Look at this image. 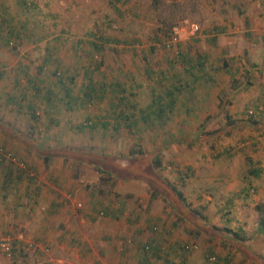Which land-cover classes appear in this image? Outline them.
Masks as SVG:
<instances>
[{
  "label": "rangeland",
  "instance_id": "obj_1",
  "mask_svg": "<svg viewBox=\"0 0 264 264\" xmlns=\"http://www.w3.org/2000/svg\"><path fill=\"white\" fill-rule=\"evenodd\" d=\"M2 15L5 29L21 32L19 38L9 37L10 33L3 36L15 40L7 46L1 41L14 60L5 68L13 72L20 65L27 67L29 75L43 70L52 75L58 65L72 76L67 85L73 97L65 95L70 107L65 109L64 100L56 95L54 108L58 109L46 105L35 109V125L28 108L0 110V121L11 123L0 127L14 128L11 133L21 139L20 151L28 153L24 159L15 154L20 161L29 166L36 159L34 149L58 154L49 156L46 164L60 160L63 177L85 189L74 200L78 209L84 203L90 210L110 205L115 211L124 209L119 214L124 216L132 205H123L120 192L113 190L117 178L142 182L146 193L151 188L154 197L149 202L140 200L133 210L139 213L136 218L142 229L161 241L160 263L210 264L206 254L213 252L230 255L237 264H264V227L259 221L264 218V0H0ZM184 20L197 23L200 31L194 36L181 32L179 41L167 49L163 44L168 33ZM101 41L100 48L94 45ZM47 52L58 54L57 58L41 63ZM201 56L203 67L197 65L199 70L194 71L199 79H192L183 59ZM87 69L88 74H83ZM206 71L212 79H206ZM86 82L96 88L90 97L83 95L79 104L76 99ZM174 87L170 116L155 124L148 119L130 122L133 115L148 111L145 106L152 101L165 104L167 92ZM120 112L130 117L124 120ZM64 117L73 122L60 124ZM131 147L149 156L157 152L161 167L152 173L147 155L125 159ZM4 162L13 171L18 168ZM224 165L235 172L229 180L236 185L229 190L235 192L232 208L224 202L228 196L219 197L224 193L220 184L203 175ZM100 166L112 171L100 173ZM27 177L8 179L0 188L1 198L7 197V191V198H12ZM165 182L180 190L184 199L175 196ZM4 208L0 206L1 215L8 214ZM97 217L101 219H90L95 225L103 217L110 220L99 211ZM114 221L126 223L124 218ZM153 224L158 226L155 232ZM233 232L244 240L238 243ZM9 233L0 235H12L16 251L12 257L0 253V264H127L123 258L129 250L145 258L152 255L134 246L133 235H125L113 242L105 239L106 244L95 242L96 249L113 243L114 254L91 253L79 255V261L71 257L55 263L49 246L40 247L24 232L21 238L16 231ZM129 239L132 242L126 245ZM21 242L24 248L19 249ZM183 242L196 243L197 248L183 250L179 246Z\"/></svg>",
  "mask_w": 264,
  "mask_h": 264
},
{
  "label": "crops",
  "instance_id": "obj_2",
  "mask_svg": "<svg viewBox=\"0 0 264 264\" xmlns=\"http://www.w3.org/2000/svg\"><path fill=\"white\" fill-rule=\"evenodd\" d=\"M2 20L3 19L1 18V21ZM2 24L3 21L0 25V48L2 47L0 51L1 54L4 53L3 55L0 54V110L18 112L16 109H19L20 111L22 108L29 109V107L31 106H33L34 109H38L39 107L44 109L43 105L48 106L50 110L58 109V106L57 108H54V105L56 104L55 99L58 98L55 97L56 95L60 96L61 100H64L66 106L64 108L68 109L70 106L66 104V97L62 96L63 91L60 92L56 90L58 82L49 73V71L45 70L47 73L44 70L43 72L41 71L42 73L40 71H36L35 73H30L29 75L26 70L27 67H20V65H18L16 67V70L14 69L13 72H10L8 68H5L7 67V64L11 65L14 60L12 61L10 53H8L7 50L3 49L5 47H3L4 45L1 41L4 40H2L1 38L4 36L3 30L7 29H5ZM56 48L57 46L55 47V49ZM50 53L51 52H47L40 58L41 63H50L54 60V58H57L58 54L54 55V53L52 52V55ZM202 61H204V59L195 58L191 60V63L192 66H197ZM223 63L227 62L225 61ZM86 72H88V70H85L83 74H86ZM37 73H39L37 75L39 76V78H37V76L35 75ZM205 77L208 76L205 75ZM129 84L131 85V83ZM36 85H39V90ZM80 89V97L76 100L77 103L82 104L85 97H88L90 88L88 83L86 82L85 86H81ZM48 96H50V101H47L46 97ZM38 97H40V99ZM70 97L73 96L70 95ZM41 98H43V100H41ZM75 98H77V96H75ZM151 104H147L145 106V109H147L148 111L139 115H133V117L131 118L132 121L130 122L133 124L137 123L139 120L148 119L151 123L152 119H161L162 117H164L163 119H165V117L170 116V109L167 108V106V109L163 113L162 117L154 116L153 112L157 111L159 108L162 109L164 106L161 103L160 105L154 104L151 108H148ZM2 115H4L3 112ZM64 119V122L60 124L64 125L66 123L70 124L71 122H73L71 118L68 119L67 117H64ZM48 120L49 122H51L53 118H49ZM8 124L11 123L5 120L0 121V125L8 126ZM31 124H36V122H33L31 120ZM0 136V144L1 142L3 144L5 143L4 146L8 150V153L17 154L23 159L25 157V154H28L24 153V151H20L17 144L21 143V139L18 138L17 134L15 136L11 133V131H4L3 129V131L0 132ZM57 138H59V136ZM33 151L31 152L34 154V157L36 153V159L32 162L27 161L31 169V174L28 175V178H25L23 179V181H21L23 184L20 188L21 190H16V192H13L14 195L12 196V198H7L9 195V191H7V197L5 198H1L0 195V206L5 207V212H8V214H0V232H2V234H10L9 232L13 231H16L18 235L23 232L26 233L28 237L34 238L36 243H38L40 247L46 248L49 246L51 254L54 255L53 257H51V260L53 262L56 261L55 263H63L65 259L70 260L72 258L79 261V255L88 256V254L91 253H97L98 256L102 254L104 255L106 253L114 254V252L110 249L114 248L113 243L111 245L107 244L106 247L104 246V248L102 247L101 249L95 248L97 246L96 243L100 242L101 244H103V242L105 243V239L113 242L116 241L119 237L125 235L127 237L133 235V238L135 239L134 246L137 245L139 246V248L145 241L148 240H150V242H154L153 251L156 247L159 248L158 243H161V241L158 240V237L155 236L154 233H150L149 231L142 229V223L137 222L136 218V216L139 217V213H137V209L133 210L134 204H137L140 200L146 202L150 201L149 199H151L154 194L151 188H148V193H146L142 187V182L136 181L132 178L128 180H126V178H117L116 182L113 185V190L116 192H120L119 195L122 199L121 203L123 205H132V209H129L130 211L127 210L124 213V216H120L119 214L124 209L115 211L114 209L110 208V205H108L107 208H110V214H107L106 216L109 217L110 220L103 217L104 221L99 220L100 222L95 225L90 221V219H101L97 217V208H91L90 210L89 206L84 203V207H80L78 209L76 208V204H74V200H77V197H82L85 189H83V187H81L80 183H78L77 181L74 182L71 178H67V176L66 178L63 177V171L65 168L61 165L60 160H58L56 164H46L47 157L58 156V154H49L47 156L46 154H42L40 149H34ZM214 157H219V155L217 154ZM4 161L5 160L0 159V188L2 187V185L7 184V182H11L13 180L11 178L12 176L7 173L9 172V169L5 167L6 164ZM218 168L219 170L207 171L206 173H204V179H208L214 182L217 181L215 183L220 184V187L221 189H223L224 193L219 197H224V195L228 196L225 197L224 202L232 208L234 204L233 196L235 195V192L232 193L229 190L232 187L236 188V185L235 183H229V180L234 176L235 172H233L230 165H224L222 167L218 166ZM17 179L18 178L15 177L13 181H17ZM20 179L22 178H19L18 181H20ZM11 185L12 184H10L9 186ZM3 194L6 195L5 193ZM91 194H94V198L97 197L93 189L91 190ZM91 207H93V204H91ZM116 218H124L126 220V223L118 221V223H115L114 219ZM21 243L22 244H19V249L24 248V246L21 247L20 245H23L25 243ZM183 244L184 242L182 243V245L179 244V246H181V248L185 250ZM136 249L138 248H135V250ZM43 253L44 252L41 251L40 254ZM133 253L131 252V250H129L126 254L127 256L123 258V260L127 262V264H135L137 262H139L140 264H174L172 262L160 263V261L157 260L158 256H160L159 253L157 255H151L150 258L147 256L146 258L145 256L142 257L141 255H139L138 251L136 252V254L135 252ZM96 263V261L95 263L93 262V264ZM47 264L54 263L49 261V263Z\"/></svg>",
  "mask_w": 264,
  "mask_h": 264
},
{
  "label": "trees",
  "instance_id": "obj_3",
  "mask_svg": "<svg viewBox=\"0 0 264 264\" xmlns=\"http://www.w3.org/2000/svg\"><path fill=\"white\" fill-rule=\"evenodd\" d=\"M1 18L3 19L2 21L3 22H6V20H5V15H2L1 17H0V21H1ZM2 21L0 22V24L2 23ZM171 25V24H170ZM3 33L5 34V33H10V35H9V37H13V38H19V37H21V32L18 30V29H13V30H10V31H8V30H3ZM2 40H4V45L5 46H7L9 43H10V41H15V40H5L3 37L1 38ZM104 42L103 41H101V45H99L97 42H94V45L96 46V47H98V48H100V46H102V45H104L103 44ZM13 48H14V45L12 46ZM183 58V57H182ZM201 59H204V61H202V62H200V64L199 65H201V67H203V64H204V62H205V58L203 57V56H201L200 57ZM191 60H193V59H191V58H188V59H183V61H185L184 63H186V66H185V68L186 69H184L185 70V72L186 73H188V74H190L191 76H192V79H199V75L198 74H195L194 73V71H198L199 70V68H198V66H192V63H191ZM225 65H227V63H224ZM88 70V69H87ZM88 74V72H86V75ZM204 74L205 75H207L208 77L206 78V79H212V77H213V75H211V74H209L207 71L206 72H204ZM52 75L54 76V78L57 80V82H58V85H57V88H56V90L57 91H63V94H62V96L63 97H65V95H66V97L67 96H70L71 94H70V90H71V88L67 85V82H68V80L69 79H71V77L72 76H68V75H65L64 74V72H61V70H60V68L57 66L56 67V70H55V72L54 73H52ZM65 76H67V78L68 79H66L65 80ZM203 78H204V76H203ZM206 79H204L203 81L205 82L206 81ZM30 82V81H29ZM89 85V88H90V93H89V95H88V97H90L91 95H92V93H91V90H94L95 88H96V86H94V85H90V84H88ZM37 86V88H38V90L40 89V87H39V85H36ZM175 89H177V87H174V90H169L168 92H167V97H168V101L164 104L163 103V108L161 109V108H159L157 111H154L153 112V115L154 116H163L162 114L165 112V110L167 109V108H169L170 110H173L174 109V101H175V95H174V93H175ZM47 98V101H50L49 100V98H50V96H48V97H46ZM152 103V104H151ZM150 104L151 105H149V107L148 108H151L154 104L156 105V104H158V105H160L161 103H160V100H159V103H158V101H156V100H154V101H152ZM166 106H167V108H166ZM18 112H19V109H16ZM167 112V111H166ZM28 113L30 114V119L33 121V122H36L37 121V113L35 112V109H34V107L33 106H31V107H29V110H28ZM172 112H170V114H171ZM119 116H120V118H122V119H124V120H126V119H128L130 116H124L123 115V117H122V114H121V112L119 113ZM158 118V117H157ZM156 120H158V119H152V124H155V122H156ZM131 123L129 122V125H130ZM32 125H35V124H32ZM155 127H158L157 125H155ZM7 128V127H6ZM0 130L1 131H3V129L0 127ZM13 131L14 130V128H7V129H4V131ZM2 149V151H6L7 153H8V150L7 149H5V146L4 145H2V147H1ZM9 154H11V153H9ZM42 154H45V153H42ZM47 156L49 155V154H46ZM128 156L125 158V159H127V160H130L129 158H136V157H140V156H145V155H147L145 152H144V150L143 149H141V148H139V147H137V148H133V147H131L129 150H128V154H127ZM11 156H14V157H16L15 156V154H11ZM147 156H149V154L147 155ZM17 158V157H16ZM149 158V160L147 161L149 164V170L150 171H152V173L154 172L153 170H155L156 168H160L161 167V159H160V156H159V154L156 152V153H153V154H151V156H149L148 157ZM18 159V158H17ZM47 159H48V157H47ZM137 159V158H136ZM5 160V159H4ZM5 161H9V160H5ZM47 161V160H46ZM10 162V161H9ZM24 163V162H23ZM24 165H25V169H22V168H20V169H18L16 166H15V168H14V171L13 170H11L10 168H7V169H9L8 171L9 172H7V173H9V175L10 176H12L11 178H13V176H15V177H17V178H22L23 177V174L24 175H27L28 176V173L25 171L26 169H28V170H31L30 169V167L29 166H27L25 163H24ZM97 170L101 173V172H106V173H109V172H111L112 170L110 169V168H108V169H106V168H104V167H102V166H100V167H98L97 168ZM15 172V173H14ZM23 173V174H22ZM11 178H9V179H11ZM28 178V177H27ZM165 185H168L170 188H171V190H173L174 191V193H175V196H177L180 200H183L184 199V197H183V194H182V192L180 191V190H177L172 184H170V183H167V182H165L164 183ZM152 192H153V190H152ZM154 195H155V192H154V194H153V197H154ZM108 209V210H107ZM103 211L104 212V215L106 216L107 214H110V211H109V208H107V207H105V209H99L98 211ZM259 221H260V223H261V225H260V227L261 228H263L264 227V218H260L259 219ZM152 228V227H151ZM154 232H155V230H153ZM233 234H234V236L237 238V242L238 243H241L244 239L240 236V234L239 233H234L233 232ZM15 243H16V241H15ZM153 243V245L152 244H150V243H147V242H145V243H143L141 246H140V250L141 251H143V252H145L146 253V251H151V253H152V255H157L159 252H158V250H159V248H155V250L153 251V247H154V242H152ZM146 246H148V248L149 249H147L146 250ZM15 251H16V249L14 248L13 249V255H14V253H15ZM161 251V250H160ZM211 255H214V256H216V260L215 261H211L210 259H209V257L211 256ZM206 260H208V262L210 263V264H237V263H234V261H232V257L230 256V255H225L224 257H221V256H219V255H216L215 253H213V252H207V254H206ZM185 261V260H184ZM13 264H29V263H24V262H20V263H13ZM181 264H185L183 261L181 262Z\"/></svg>",
  "mask_w": 264,
  "mask_h": 264
},
{
  "label": "built area",
  "instance_id": "obj_4",
  "mask_svg": "<svg viewBox=\"0 0 264 264\" xmlns=\"http://www.w3.org/2000/svg\"><path fill=\"white\" fill-rule=\"evenodd\" d=\"M199 31H200V27L197 23L184 20V21H182V22H180L177 25L172 27V29L168 33V37L164 41L163 45L167 49H169L179 41L181 32H185L189 36H194ZM0 156L5 160L6 159L9 160L11 163H15L19 168H22V169L26 168L22 161H20L19 159H17L14 156H11V154L7 153L6 151H2L1 149H0ZM25 171L28 173V175L31 174L30 170L26 169ZM77 205L78 206L81 205V202H77ZM99 215L103 216L104 212L102 210L99 211ZM152 229L157 230L158 226L156 224H153ZM21 237H22V234L19 235V238H21ZM131 242L132 241L129 239V240L125 241V244L128 245ZM183 247L185 250H193V249L197 248V244L184 242ZM14 248H15V239L12 235H0V253L2 255L7 256V257H12ZM121 249H122V247H121ZM147 249H149L148 246H146V250ZM209 259L213 262L216 260V256L211 255L209 257Z\"/></svg>",
  "mask_w": 264,
  "mask_h": 264
}]
</instances>
